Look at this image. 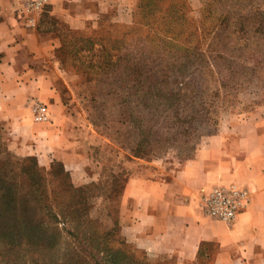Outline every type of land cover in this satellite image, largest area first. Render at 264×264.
<instances>
[{"label":"rangeland","instance_id":"374dc122","mask_svg":"<svg viewBox=\"0 0 264 264\" xmlns=\"http://www.w3.org/2000/svg\"><path fill=\"white\" fill-rule=\"evenodd\" d=\"M123 2L129 21L102 19L94 30L44 21L58 33L53 64L75 102V133L93 147L83 151L87 174L41 149L33 102L22 127L0 109V184L12 189L4 214L30 222L17 242L0 244V264H176L123 237L126 175L177 167L212 134L264 115V0ZM97 163L123 169L101 183Z\"/></svg>","mask_w":264,"mask_h":264},{"label":"crops","instance_id":"0c3cea01","mask_svg":"<svg viewBox=\"0 0 264 264\" xmlns=\"http://www.w3.org/2000/svg\"><path fill=\"white\" fill-rule=\"evenodd\" d=\"M16 3L0 0V109L10 124L22 127L32 102L47 104L51 120L33 122L30 133L34 139L43 136L41 149L53 151L83 177V151L93 147L75 133L80 129L75 102H68L57 86L59 71L53 64L58 33L44 21L52 17L74 30H94L102 19L129 21L127 3L50 0L36 27L24 25ZM157 167L132 170L124 180L119 223L128 242L176 264H264V115H250L212 134L177 167ZM95 169L105 183L109 173L121 174L123 168L97 163ZM231 183L249 191V206L231 223L205 216L201 189Z\"/></svg>","mask_w":264,"mask_h":264},{"label":"built area","instance_id":"2783aa9c","mask_svg":"<svg viewBox=\"0 0 264 264\" xmlns=\"http://www.w3.org/2000/svg\"><path fill=\"white\" fill-rule=\"evenodd\" d=\"M49 2L50 0H17V15L24 25L36 27L40 14L47 8ZM31 109L36 122L50 120L51 112L47 104L35 101ZM201 193L200 205L205 216L227 223L233 222L250 204L249 191L236 183L202 188Z\"/></svg>","mask_w":264,"mask_h":264},{"label":"trees","instance_id":"16d2710c","mask_svg":"<svg viewBox=\"0 0 264 264\" xmlns=\"http://www.w3.org/2000/svg\"><path fill=\"white\" fill-rule=\"evenodd\" d=\"M11 187H2L0 184V244L10 245L18 241V236L26 234L28 229V223L25 220L22 221L8 218V214H4V207L9 204ZM16 198V197H15ZM40 227L31 226L30 229L38 232ZM42 230V228H40ZM18 235V236H17Z\"/></svg>","mask_w":264,"mask_h":264}]
</instances>
